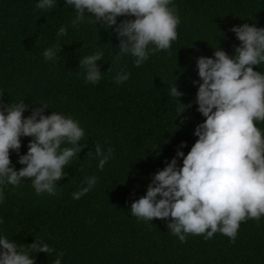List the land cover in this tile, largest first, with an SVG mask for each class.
Segmentation results:
<instances>
[{"label": "trees", "instance_id": "16d2710c", "mask_svg": "<svg viewBox=\"0 0 264 264\" xmlns=\"http://www.w3.org/2000/svg\"><path fill=\"white\" fill-rule=\"evenodd\" d=\"M38 2L0 0L3 102L24 100L30 106L25 117L41 103L49 106L46 115L71 116L84 128L80 143L87 147L65 167L67 176L57 181L56 196L37 195L30 181L4 187L0 236L23 245L38 239L54 249L51 254L33 252L36 264H53L61 252V264H264V216L259 224L242 222L234 243L219 232L209 240L189 235L181 243L166 221L146 223L130 213L132 202L146 194L154 174L171 161L181 142L187 143L180 149L187 155L198 139L195 128L205 119L193 103L198 58L213 57L219 46L234 55L240 41L231 29L244 23L264 28V0H173L181 19L178 39L170 53L150 55L141 67L130 55L112 63L119 54L113 29L87 22L73 28L75 13L65 0H56L57 8L47 11L37 10ZM61 26L68 31L58 38ZM57 43L59 59L45 60V49ZM98 50L104 52L97 61L102 78L95 85L85 83L80 59ZM120 68L130 73L123 84L114 80ZM255 70L264 72V65ZM175 82L185 93L181 103L192 104L181 117L169 95ZM258 126L264 130V124ZM31 139L22 137L20 154L27 153ZM97 142L105 152L113 149L102 171L95 157ZM10 158L17 170L24 167L16 152ZM93 175L98 177L94 188L73 199L86 187L85 177Z\"/></svg>", "mask_w": 264, "mask_h": 264}, {"label": "clouds", "instance_id": "9594fccd", "mask_svg": "<svg viewBox=\"0 0 264 264\" xmlns=\"http://www.w3.org/2000/svg\"><path fill=\"white\" fill-rule=\"evenodd\" d=\"M35 7L47 11L56 9L57 3L39 0ZM65 7L75 13L73 28L87 22L114 30L119 54L113 57V64L130 55L135 67H141L150 55L170 53L178 39L181 19L173 0H65ZM118 17L126 19L118 22ZM67 31V26H61L56 35L66 36ZM231 31L240 41L234 55L213 46V57L201 56L197 61L199 80L193 83L198 92L193 103L205 118L195 128L198 139L187 155L180 150L187 143L181 142L171 161L154 174L146 194L131 204L130 213L137 220L166 221L168 230L181 243H186L189 235L209 240L217 232L234 243L242 222L254 219L259 224L264 216V130L258 126L264 124V72L255 70L264 65V28L244 23ZM61 51L57 43L46 48L43 56L48 61L58 60ZM103 58L100 50L81 57L85 83L95 85L101 80L97 61ZM129 77L130 73L120 68L114 80L123 84ZM169 87L181 117L192 104L181 103L179 98L185 93L176 82ZM3 96L0 93V204L6 199L4 187L17 188L23 181H30L37 195H58L56 184L67 176L65 167L87 147L80 143L84 128L71 116L56 111L46 115V103L25 117L30 106L24 100L5 104ZM22 137H32L26 154H20ZM13 151L18 155L17 163L24 165L19 170L10 158ZM112 155L111 147L105 152L98 142L95 144L100 171ZM97 182L98 177L86 176V187L74 192L73 199L89 193ZM53 251L38 239L23 245L0 236V264H36L33 252ZM62 255L59 253L53 264H61Z\"/></svg>", "mask_w": 264, "mask_h": 264}]
</instances>
